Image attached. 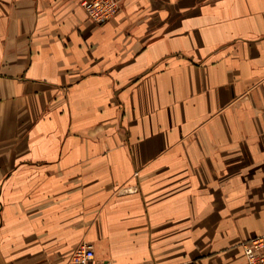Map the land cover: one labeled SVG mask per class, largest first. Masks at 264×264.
Here are the masks:
<instances>
[{
    "label": "crops",
    "instance_id": "obj_1",
    "mask_svg": "<svg viewBox=\"0 0 264 264\" xmlns=\"http://www.w3.org/2000/svg\"><path fill=\"white\" fill-rule=\"evenodd\" d=\"M0 0V264H244L264 233V0Z\"/></svg>",
    "mask_w": 264,
    "mask_h": 264
},
{
    "label": "built area",
    "instance_id": "obj_2",
    "mask_svg": "<svg viewBox=\"0 0 264 264\" xmlns=\"http://www.w3.org/2000/svg\"><path fill=\"white\" fill-rule=\"evenodd\" d=\"M81 6L88 19L100 24L114 17L119 11L120 0H84ZM240 246L244 264H264V233L243 240ZM94 260L93 245L80 243L72 250L66 264H92Z\"/></svg>",
    "mask_w": 264,
    "mask_h": 264
}]
</instances>
